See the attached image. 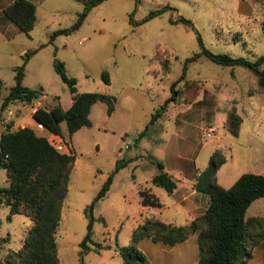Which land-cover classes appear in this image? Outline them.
I'll return each mask as SVG.
<instances>
[{"label":"rangeland","instance_id":"374dc122","mask_svg":"<svg viewBox=\"0 0 264 264\" xmlns=\"http://www.w3.org/2000/svg\"><path fill=\"white\" fill-rule=\"evenodd\" d=\"M32 1L33 27L27 33L14 28L7 35L9 42L0 44V92L5 93L13 82L12 66L22 60V52L18 51L35 49L26 59L21 83L40 86V94L46 95L44 103L50 104L52 96L57 97L62 108L70 103L68 88L52 67L54 55L63 61L66 74L75 78L77 91L107 92L118 97L110 114L103 102L96 101L90 109V125L69 135L64 122H59L61 136L75 153L56 227L57 258L61 264H118L121 257L115 248L128 242L133 223L139 221V189L152 186L164 192L163 187L147 179L155 171L152 157L174 148V141L183 146L184 140H179V136H187L186 142L191 146L188 151L197 154L198 164L206 150L217 145L225 148V156L231 152L237 170L264 172V90L258 87L256 74L246 66L221 64L204 54L189 60L184 78L199 80V91L203 87L217 94L216 118L209 115L201 121L190 119L189 124L180 121L198 96L191 102L170 104L161 120L155 118L148 123L150 113L168 95L169 83L179 76L183 60L200 49L194 29L174 18H188L210 51L252 59L264 53V0H257L252 12L244 14H224L217 8L212 12L214 3L228 0H102L89 9L77 28L66 34L57 33L52 39L49 37L53 30L72 23L82 7L81 1ZM164 4L169 7L139 21ZM158 56L166 58L168 68L164 73L159 69ZM102 69L108 73L109 84L101 79ZM224 99L236 102V111L243 119L238 139L231 143V134L220 133L219 129L211 138L201 135L202 126L220 123ZM252 122L260 125L256 134L252 133ZM5 125L0 123V130ZM116 159L118 166L105 194L95 198ZM5 184L4 169L0 166V186ZM92 201L90 237L108 246L99 251L90 247L80 260L78 242L86 232V211ZM6 213L7 206L0 204V237L8 235L4 246L17 248L29 219L22 213H13L9 220ZM251 215L264 218V195L254 198L246 207L245 216Z\"/></svg>","mask_w":264,"mask_h":264},{"label":"trees","instance_id":"16d2710c","mask_svg":"<svg viewBox=\"0 0 264 264\" xmlns=\"http://www.w3.org/2000/svg\"><path fill=\"white\" fill-rule=\"evenodd\" d=\"M79 1L82 7L75 13L72 23L53 30L49 39L57 33L66 34L77 28L89 9L102 0ZM165 7L169 5L164 4L149 11L139 21L159 13ZM2 12L25 33L33 27L35 3L31 0H10L2 6ZM128 20L131 21L130 16ZM174 21L184 22L194 29L200 49L183 60L179 76L169 83L168 95L158 108L150 113L148 123L161 116L168 103H186L196 98L201 82L197 79L184 78V71L187 62L200 54L221 64H241L250 68L257 76L258 87L264 90V53L248 59L224 52H212L203 45L198 30L188 18L177 15ZM34 51L35 49L24 50L21 62L12 67L13 83L8 85L3 95L0 92V114L7 104H31L40 94V86L34 88L21 83L26 59ZM158 59L161 73L166 72L168 68L166 58L158 56ZM51 61L54 71L68 88L70 103L66 108H62L57 97L52 96L53 101L50 104L37 106L33 110L32 117L35 121L58 134H61L59 122L64 121L69 135L81 126L90 125L88 112L92 103L101 101L105 104L107 114L113 111L116 102L114 94L77 91L75 78L66 74L63 61L55 55ZM100 76L104 83H109L110 79L105 69L101 70ZM2 85L3 81L0 78V90ZM74 159L75 153L72 149L70 154L58 152L33 126L12 127L7 123L0 130V166L4 169L6 179V184L0 186V204L7 206V219L10 220L13 213H22L29 219L26 232L17 248L4 246L8 235L0 237V264H61L57 258L56 227L60 220L62 199L67 190L68 174ZM152 160L158 171L151 175L150 181L170 192L175 186L174 179L162 169V163L158 159ZM224 160L225 155L221 150L214 148L208 156L206 165L199 169L194 177L193 187L210 196V201L203 212L183 224L165 221L151 213H140L139 221L131 228L128 242L115 248L121 257L118 264H147L146 256L136 247V242L142 237L172 244L194 232L197 243V259L194 264H247L252 255V247L257 242L264 243L263 216H245L250 201L264 195V172L243 171L228 187H223L216 180V170ZM117 166L116 159L113 170L101 183L95 198L105 194ZM137 200L142 204H158L157 197L149 189H139ZM92 203L93 201L86 211L88 215L86 232L78 242L80 260L82 253L90 247L99 251L108 246L93 241L90 237Z\"/></svg>","mask_w":264,"mask_h":264},{"label":"crops","instance_id":"0c3cea01","mask_svg":"<svg viewBox=\"0 0 264 264\" xmlns=\"http://www.w3.org/2000/svg\"><path fill=\"white\" fill-rule=\"evenodd\" d=\"M9 1L10 0H0V44L9 42V38L7 36L8 33H12L16 29L19 30L8 18L5 17L2 12V6L8 3ZM256 1L257 0H228L227 2H219L217 5H215L214 3L212 12L215 13L217 8L221 10L220 13L224 14L249 13L252 12V10L254 9ZM21 52L23 53L22 49L18 51V53ZM3 54L5 56L4 52ZM0 78L2 79L1 74ZM199 92V95L197 94L195 98L197 99V97L199 96L198 100L191 102L190 104L192 105H190V107L187 109L188 111L184 112L182 114V117L180 116V121L182 123L189 124V120H194L195 118L199 119L198 121H201L202 119L209 117V115H211V118H216V112L219 105V98L217 94L212 91L206 90L203 87ZM3 94L4 93H1V95ZM45 98V94H39L33 100L32 103H35L36 101L39 104L38 106H43L46 104L44 103ZM117 100L118 97L116 98V101ZM32 103H16L18 106V112H16V115L13 119V123L11 124L12 127L23 125H29L34 127L35 120L32 117L33 107L30 106L32 105ZM94 104L95 102L92 103L89 108L88 117L90 109ZM170 104L174 103H168L167 107ZM223 104L224 112L219 113L220 123L217 125L219 126L220 133L222 131L225 135L231 134V136L233 137L229 139L231 143L234 142L235 139H238V135L242 130L243 119L242 116L236 111L237 107L235 101L227 102V100L224 99ZM114 110L115 107L113 111ZM164 116L165 115L163 113L161 116L158 117V119L161 120ZM176 121L177 116L175 122ZM156 124H160V122H157ZM252 124V133L256 134V129L260 128V125H256V122H252ZM35 130L37 132L38 129L35 128ZM37 133L41 134L39 130ZM185 133L186 132H183V134ZM173 135L175 137H178L177 132H173ZM182 137L179 136L178 138L179 140H184L183 142H181V145L183 146H180V143L178 141H174V148L165 152L162 156L152 157L154 159H158L162 163V169L166 171L171 176V178L174 179V188L170 192L166 191L165 189L164 192H162L156 191L152 186H148L149 191L157 197L158 204L149 205L138 202V216L140 215V213L147 212L154 214L165 221L172 222L175 224H183L190 220V218H192L193 216L203 212V210L208 205L210 201L209 194L196 190L193 187L192 183L199 169L206 165L208 156L214 148L220 149L223 154H226V150L225 148H222L220 146L211 145L210 148L206 150V156L202 159L201 164H198L196 161L197 154L194 153L192 155L188 151L190 150L191 146L189 142H186L187 136L185 135ZM219 137L220 136L218 135L215 139H218ZM182 147L185 148L184 151L182 150ZM230 153L231 152H229V155L225 156L224 162L221 163L216 170V180L223 187H228L237 178V176L241 172H243L241 170L236 169V160L230 156ZM153 164L155 166V171L151 172V174L147 178L149 180L151 175L158 171L156 164L154 162ZM134 225L135 222L133 223L132 227ZM136 247L146 256L147 264H194L197 259L196 232L190 234L185 239L174 242L172 244L162 243L159 241H152L147 237H142L136 242ZM247 264H264L263 242H257L252 247V255L248 259Z\"/></svg>","mask_w":264,"mask_h":264},{"label":"built area","instance_id":"2783aa9c","mask_svg":"<svg viewBox=\"0 0 264 264\" xmlns=\"http://www.w3.org/2000/svg\"><path fill=\"white\" fill-rule=\"evenodd\" d=\"M35 103H32V105H30L31 107H33V110L39 105L36 101ZM17 107L18 106L16 103H9L6 106H4L0 114V123L5 125V123L11 122L12 124L13 119L16 115ZM34 128L38 129L41 132V134H43L46 137L48 143L55 150L61 153H65V154L71 153L69 146L67 145L64 138L60 134L47 130L40 122H37V121H35ZM218 129H219V126L213 123L202 126L201 135L205 138H211L212 136H214L215 132L218 131ZM43 130H46L47 133L46 134L43 133L42 132ZM127 142H128V139L125 140V145Z\"/></svg>","mask_w":264,"mask_h":264}]
</instances>
